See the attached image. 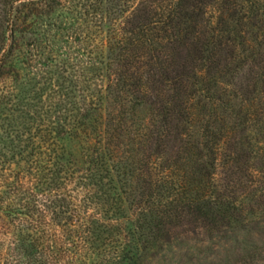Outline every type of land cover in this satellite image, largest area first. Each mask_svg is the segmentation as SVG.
I'll list each match as a JSON object with an SVG mask.
<instances>
[{"label":"trees","instance_id":"obj_1","mask_svg":"<svg viewBox=\"0 0 264 264\" xmlns=\"http://www.w3.org/2000/svg\"><path fill=\"white\" fill-rule=\"evenodd\" d=\"M2 6L0 264H192L260 234L264 0Z\"/></svg>","mask_w":264,"mask_h":264},{"label":"rangeland","instance_id":"obj_2","mask_svg":"<svg viewBox=\"0 0 264 264\" xmlns=\"http://www.w3.org/2000/svg\"><path fill=\"white\" fill-rule=\"evenodd\" d=\"M4 1H6V0H0V16H1V12L3 10L2 3ZM218 173H219V171H217V174ZM261 225L263 228H261V226H257L258 231H260L259 235L255 234V233H254V235H250V236H247L245 234L235 235V236L231 235V234H227L226 236L223 235L222 238L216 239V241L214 242V246H215L214 249H212L209 252L208 250H205V248H204L202 250L203 252L201 251L200 253H201V255H202V253H205V254L202 255L200 257V259H198V262L197 261H196V263L192 262V264H228V263H233L238 258V253L240 251V248H244L247 246V244H250L252 242L255 244H259L258 242H264V220L261 221ZM182 252L183 251H181L179 254L183 255L184 252L183 253ZM204 256H206V257H204ZM175 258H176V255L173 256L171 259L175 260ZM164 260H167V259H164ZM183 263L185 264V262H183Z\"/></svg>","mask_w":264,"mask_h":264}]
</instances>
